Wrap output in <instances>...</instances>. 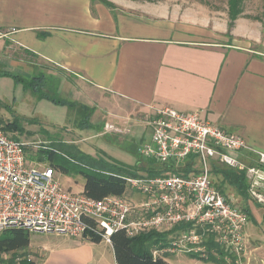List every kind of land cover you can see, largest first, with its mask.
Wrapping results in <instances>:
<instances>
[{
  "label": "crops",
  "instance_id": "1",
  "mask_svg": "<svg viewBox=\"0 0 264 264\" xmlns=\"http://www.w3.org/2000/svg\"><path fill=\"white\" fill-rule=\"evenodd\" d=\"M228 22L222 23L206 0H0V30L7 33L0 37V69L29 79L39 74L59 79L63 98L95 108L91 127L82 130L100 136L133 131L150 141L151 120L160 108L170 106L201 113L264 152V51L254 48L258 43L264 48V37L240 32L237 24L229 31ZM0 80L2 86H18L19 95L11 92L7 100L23 117H40V106L53 103L38 100L12 77ZM56 105L66 123L67 106ZM107 124L117 131L107 130ZM131 151L137 158L130 166H147L145 157ZM251 156L256 160V154ZM129 189L127 185L124 196ZM191 229L189 223L171 234V241ZM196 231L205 253L212 239L227 262L233 257L236 264L243 261L218 234L201 226ZM62 235L48 233L49 242L38 248L30 243L29 259L40 264H118L111 242ZM245 239V264H264V252L257 256L262 245L253 247L258 239L253 240L248 224ZM170 254L175 260L166 258ZM195 255L201 256L160 254L170 264H217Z\"/></svg>",
  "mask_w": 264,
  "mask_h": 264
},
{
  "label": "built area",
  "instance_id": "2",
  "mask_svg": "<svg viewBox=\"0 0 264 264\" xmlns=\"http://www.w3.org/2000/svg\"><path fill=\"white\" fill-rule=\"evenodd\" d=\"M6 34L0 30V37ZM150 124L151 140L138 148L139 154L165 165L187 166L192 161L197 171L126 176L127 185L145 195L139 202L124 195L94 199L83 191L64 188L52 166L30 161L26 144L0 128V232L24 228L79 238L88 233L86 219H90L110 243L119 229L134 238L142 232L191 223L193 229L184 231L167 248L154 250V256L184 251L207 257L202 235L196 231L201 226L218 234L219 241L241 259L247 249L249 214L217 188L213 165L244 172L248 195L264 208V152L196 111L184 113L164 106ZM106 129L117 131L108 124Z\"/></svg>",
  "mask_w": 264,
  "mask_h": 264
},
{
  "label": "trees",
  "instance_id": "3",
  "mask_svg": "<svg viewBox=\"0 0 264 264\" xmlns=\"http://www.w3.org/2000/svg\"><path fill=\"white\" fill-rule=\"evenodd\" d=\"M244 1L245 0H227L229 31L232 30L235 21L242 14ZM0 76L12 77L16 83H21L25 90H30L38 100L47 99L55 104L67 106L69 117H71L72 114L76 116L75 118L79 128L88 129L91 127V117L95 112V108L63 98L59 92V79L47 74H39L29 79L15 72L3 69H0ZM3 108L13 111L9 104L0 99V111ZM24 120L34 122L31 118L20 115L17 116L15 114H13L12 121H5L0 114V128L12 138L20 141L19 136L11 133L15 131L22 132L20 123ZM70 149L76 153H73ZM70 149L66 151L73 153V156L63 154L52 145L46 146V144H43L33 155H29L28 146H25L29 159L38 163H47L52 166L55 171L61 172V174L73 176L82 175L85 179L84 193L94 199H102L111 195H123L127 190L126 176H140L141 174L157 176L163 175L167 171H174L181 175H189L191 172L197 171V169L193 167L192 161L188 162L187 166L173 163L166 165L160 163L161 165L155 166L156 163H159L156 159H150L146 164L147 166H142V171H136L132 168L133 166L109 160L105 156H102V154L93 156L75 148ZM213 177L217 188L222 193L225 194V186H230L244 200L251 199L248 195V183L244 172L214 164ZM243 210L252 217V213L249 209L244 208ZM86 221L90 223V229L84 237L91 242H101L103 238L96 230V223L90 219H86ZM187 228L188 225L181 224L170 232L150 230L142 232L134 236V238L127 236L124 230L119 229L111 235L110 242L113 245L118 264H170L164 257L154 256L153 249L155 247H158V249L168 247L171 242L170 235ZM30 243L31 232L27 229L9 228L8 230L1 231V264H40L28 257L27 249ZM212 249L216 250V254L211 251ZM206 255L207 257L195 256L217 264H236L235 257L232 258L231 262L225 260L224 252L212 239L208 242ZM5 256L8 257L4 258Z\"/></svg>",
  "mask_w": 264,
  "mask_h": 264
},
{
  "label": "rangeland",
  "instance_id": "4",
  "mask_svg": "<svg viewBox=\"0 0 264 264\" xmlns=\"http://www.w3.org/2000/svg\"><path fill=\"white\" fill-rule=\"evenodd\" d=\"M206 2L213 13L216 14L217 18H220L222 23L226 22V19L229 20L227 0H206ZM236 24L239 26L238 28L240 29V32L250 34L253 33L255 36L258 35L261 38L264 37V0H245L242 14L235 21L233 27H235ZM259 44L260 43L256 45L253 44V46L255 45L254 48L264 51V48L261 44ZM9 80L12 82V79ZM18 91V86L14 88L12 85L6 87V85L2 86L0 84L1 100L4 99L2 101L9 104L11 110L14 109L15 103L11 100H7V97L11 92L15 96H18L20 93ZM40 110L42 113L40 117L43 119L40 117H33L32 119L34 122L24 120L20 123L22 132L15 131L11 133L19 136L20 141L24 142L28 146L29 155H33L40 146L46 144V146L52 145L65 155L73 156V153L76 152L70 148H75L85 153L90 152L89 154L93 156L102 154V156H105L109 160L129 165L137 158V155H135L131 149H135L138 153V148L147 141V138H141V136L133 133V131L128 134H121L120 136L117 134L100 136L94 131L82 130L78 127L79 125L76 121V116L73 114L69 117V120L66 121V123L62 122V119L64 118H62L63 115L61 113V107L48 101H45V104L40 106ZM0 114L5 121H12L13 114L17 116L20 115L15 109L13 111H9L4 108L0 111ZM69 149L73 153L66 151ZM144 159L146 161H150L152 158L145 157ZM29 160L33 162L31 159ZM132 168L136 171H142V166H135ZM56 176L61 181L64 188L79 191L84 187L85 179L82 175H66L56 171ZM224 192L228 195L227 197L235 206L241 209L247 208L252 213V217L249 216L248 230L249 233L253 235V240L258 239V243H255L253 247H259L262 245L258 251L259 254L257 255L262 256L260 254L264 252L263 208L250 198L249 200H244L230 186H225ZM127 194L131 200L133 199V201H141L145 197L144 194L132 189H129ZM50 238L51 237L48 236V233L31 232V246L38 248L39 244L43 245L42 243H48ZM102 241L105 242V240ZM7 257L8 256H5L4 258ZM166 258L170 261L175 260L176 257L174 254H170ZM241 259L243 261H241L240 264H245V257H242Z\"/></svg>",
  "mask_w": 264,
  "mask_h": 264
}]
</instances>
